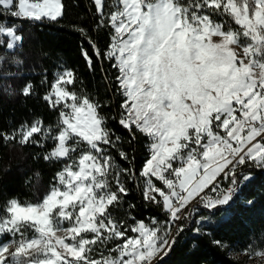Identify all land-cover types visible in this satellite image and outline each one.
<instances>
[{
  "label": "snow or ice",
  "instance_id": "snow-or-ice-1",
  "mask_svg": "<svg viewBox=\"0 0 264 264\" xmlns=\"http://www.w3.org/2000/svg\"><path fill=\"white\" fill-rule=\"evenodd\" d=\"M91 3L93 30H107L108 43L101 49L74 26L92 49L81 46V54L90 71L100 62L105 84L119 98L111 119L127 131L130 146L147 138L148 155L138 174L121 167L112 150L130 164L135 155L121 147L104 105L76 90L71 68L58 70L51 82L45 76L41 99L58 114L55 124L23 121L0 130V142L51 144L42 158L61 167L42 199L0 205V264H159L197 205H227L251 179L244 169L264 170V0ZM64 13L63 0H0V79L22 75L18 55L5 68L7 53L23 46L17 24L58 23ZM105 62L115 70L111 79ZM33 89L31 81L18 91L3 86L9 97H28ZM130 182L166 219L129 214V223L112 215ZM254 254L264 259V250Z\"/></svg>",
  "mask_w": 264,
  "mask_h": 264
},
{
  "label": "trees",
  "instance_id": "trees-1",
  "mask_svg": "<svg viewBox=\"0 0 264 264\" xmlns=\"http://www.w3.org/2000/svg\"><path fill=\"white\" fill-rule=\"evenodd\" d=\"M63 2L65 13L58 23L23 21L17 24L24 36L23 46L15 53H7L5 68L9 67L8 61L13 54L23 59L25 64L20 77L0 79V130H10L23 121L30 122L35 118L43 119L46 125L55 124L58 114L41 99L48 87L42 81L47 76L51 82L57 70L71 68L77 75L76 90L80 91L82 87L85 93L104 105L102 112L109 117V126L121 136V147L129 152L130 157L134 154L135 160L131 164L122 161L115 150H112V155L121 167H134L138 174L148 155L147 138L141 136L130 146L127 131L111 119L119 98L114 97L105 84L99 61L95 62V71L88 69L81 46L89 54L92 49L74 26L85 28L101 49L108 43V32L93 30L96 18L91 0ZM3 53L4 49L0 48V54ZM103 68L110 79L114 77L115 70L107 62ZM11 70L17 71L14 67ZM28 81L34 85L31 96L9 97L3 92V86L8 83L18 91ZM50 147L51 144L44 149L34 145L3 146L0 142V205L10 198H18L21 202H36L43 198L61 167L58 163L43 160V152ZM244 171H251V179L240 184L227 205L213 210L199 205L196 207L198 211L194 210L189 218L181 221L184 231L177 236L172 250L159 264H264L254 254L264 250V170L246 168ZM128 188L129 195L121 205L112 209L116 219L131 223L129 214L146 222L153 216L158 220L166 219L160 208L144 201L142 191L135 182L128 183ZM129 205L134 207L129 208ZM213 241H221L224 247L217 246ZM245 249H250L248 254H245Z\"/></svg>",
  "mask_w": 264,
  "mask_h": 264
},
{
  "label": "rangeland",
  "instance_id": "rangeland-1",
  "mask_svg": "<svg viewBox=\"0 0 264 264\" xmlns=\"http://www.w3.org/2000/svg\"><path fill=\"white\" fill-rule=\"evenodd\" d=\"M59 70H62V69H59ZM57 71H58V70H57ZM57 71H56V72H57ZM228 183H229L228 181H222V186L226 188V187L228 186ZM198 206H199V205H197L196 207H198ZM195 211H198V209L195 208ZM174 231H175V229H173V232H174ZM108 247H112V244H109ZM256 259H260V260H262L261 262H264V259H262L261 257H257Z\"/></svg>",
  "mask_w": 264,
  "mask_h": 264
}]
</instances>
